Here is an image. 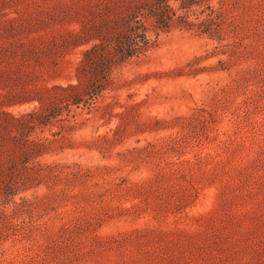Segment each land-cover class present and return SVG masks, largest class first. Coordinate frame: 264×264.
I'll list each match as a JSON object with an SVG mask.
<instances>
[{"label": "rangeland", "instance_id": "1", "mask_svg": "<svg viewBox=\"0 0 264 264\" xmlns=\"http://www.w3.org/2000/svg\"><path fill=\"white\" fill-rule=\"evenodd\" d=\"M0 264H264V0H0Z\"/></svg>", "mask_w": 264, "mask_h": 264}, {"label": "trees", "instance_id": "2", "mask_svg": "<svg viewBox=\"0 0 264 264\" xmlns=\"http://www.w3.org/2000/svg\"><path fill=\"white\" fill-rule=\"evenodd\" d=\"M150 41L151 38L144 35L141 40H139L137 43H135V45L129 48V53H126V55L131 56L132 54H134V52H138L140 50L145 49Z\"/></svg>", "mask_w": 264, "mask_h": 264}]
</instances>
